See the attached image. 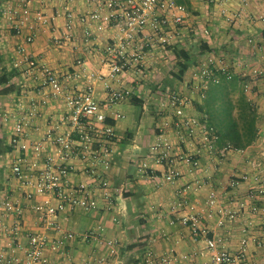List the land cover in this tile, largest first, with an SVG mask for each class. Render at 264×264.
I'll return each mask as SVG.
<instances>
[{
  "label": "crops",
  "instance_id": "crops-1",
  "mask_svg": "<svg viewBox=\"0 0 264 264\" xmlns=\"http://www.w3.org/2000/svg\"><path fill=\"white\" fill-rule=\"evenodd\" d=\"M190 1L193 11L188 10L185 24L180 28L186 39H179L165 50L156 51L161 53V60L146 71L144 82L139 85L132 82L131 72L121 77L122 82L135 87V93L117 105L116 109L123 113V106L136 105L131 100L136 96L142 102V113L137 129L120 122L124 118L114 120L118 139L114 146L109 178L117 191L112 201L101 198L95 210L75 209L59 213L51 218L55 225H47L33 206L43 203L49 196L37 194L35 187L24 185L15 176L12 164L19 152L12 149L0 154V241L4 239L2 228L19 220L22 233L18 240L23 247L27 245L30 234L39 233L47 238V264H93L96 258L104 255L107 256V264H144L148 249L158 252L172 250L178 258V264H212V251L208 248L207 237L194 239L190 228L182 223V218L191 213V205L199 211L202 223L211 229L209 237L220 234L224 238V246L235 255L240 254V241L244 237L253 235L264 240V198L260 202L261 212L252 215L246 210L233 220L226 219L221 226L218 225L217 208H211L212 217L208 216L207 211L211 193L216 194L218 204L238 209L239 201L246 199L248 189L255 185L252 179L242 180L240 176L256 174L249 165V157L258 155L264 149L262 85L256 86L255 91L249 95L262 115L258 121L259 135L252 145L244 150L228 149L224 155L219 152L205 155L202 158L203 169L194 174L180 164L183 175L174 183L162 179L165 171L162 164H153L151 174H142L138 168L139 163L148 157L149 146L162 132L158 126L166 116L161 111L160 100L155 101L154 96L156 92L165 89L166 79L161 78L164 67L173 65L175 68L172 73L179 70L176 48L181 49L185 45L183 48L189 51L192 47L189 43L192 42L195 43L196 51L194 54L189 51L193 63L182 79L175 77L178 80L177 85H171L174 88L192 75L198 62L208 55H224L230 70L238 75L242 70L251 73L255 68H264V0ZM24 3L19 0H0V77L13 72L9 81L0 83V138L3 144L9 145L14 123L4 118L6 112H16L21 106L26 109L33 100L39 102L37 115L29 128L33 138H39L47 131L53 114L63 116L67 112L63 98L50 97L46 104L41 103L50 88L42 84L43 75L39 71L30 70L26 64L16 66L21 57L19 48L25 47L39 65L52 68L64 82L71 85L73 81L68 80V75L77 67L78 60L82 61V67L107 73V48L116 44L115 19L118 16L104 30H99L96 22L91 19V14L99 4L97 0L34 1L30 5V20L17 32L16 19L20 18ZM10 8L19 14H10ZM38 12L44 14L46 20H37L34 16ZM69 12L73 13L70 39L66 36L71 33L67 26L70 21L67 15ZM206 28L210 29V35L204 33ZM29 36L32 37L31 41H27ZM180 42L183 45L178 44ZM203 43L208 44L211 50L201 52ZM105 81H98L95 86L101 100L108 91ZM107 82L112 87L120 83L110 79ZM7 88L10 91L5 93ZM187 112L198 115L195 105L190 106ZM143 113H146L152 125L141 132ZM68 127L70 125H66L65 129ZM71 163L75 165L72 180L75 183H91L83 162L75 158ZM236 177L240 183L233 189L229 182ZM197 180H200V184ZM6 193L24 207L25 212L21 218L4 210L2 202ZM29 193L32 194L31 198L28 197ZM100 225L104 227L105 238L118 240L115 254H109L105 243L93 244L84 238L86 232ZM65 230L72 231L74 237L66 240L61 248H53ZM16 254L22 256V249L17 250ZM233 264H264V246L251 244L245 255Z\"/></svg>",
  "mask_w": 264,
  "mask_h": 264
},
{
  "label": "built area",
  "instance_id": "built-area-1",
  "mask_svg": "<svg viewBox=\"0 0 264 264\" xmlns=\"http://www.w3.org/2000/svg\"><path fill=\"white\" fill-rule=\"evenodd\" d=\"M24 4L20 11V18L16 19V29L20 32L31 17L30 5L34 1L47 0H19ZM97 9L91 14L99 30H104L114 17L117 28L116 44L108 46V71L100 72L82 67V61H77V67L68 75L71 85L64 82L50 67L39 65L25 47L19 48L21 57L16 66L26 64L30 70H37L43 75L42 84L50 88L42 104H46L50 97L63 98L67 112L63 116L53 114L49 119L47 131L39 138H33L29 128L37 115L39 102L32 101L31 106H21L16 112H6L4 118L13 120L11 145L18 153L12 164L15 176L26 186L35 187L37 194L48 195L43 203H37L33 208L40 212L41 218L49 226L55 223L51 219L59 213L69 210L83 209L95 210L99 207L100 199L111 202L117 189L112 185L109 172L112 168L114 146L117 142L116 125L108 120H120L125 116L116 106L135 93V87L122 82L121 77L128 72L133 76L132 82H144L145 74L154 64L161 60L158 50H165L169 45L182 39L180 28L185 24L187 9L175 0H97ZM9 13L19 14L10 8ZM67 24L71 31L73 28V13ZM44 21L45 16L38 12L34 16ZM149 30L146 32V30ZM210 35V29L204 30ZM69 39L71 33L66 35ZM28 37L27 41H31ZM192 75L184 78L183 86L192 93L204 96L205 90L211 82H218L219 73L232 77V72L224 55H208L201 59ZM28 69V70H29ZM245 78L242 89L253 93L255 87L262 85L264 93V68H255L249 73L247 70L239 72ZM120 82L111 86L107 81ZM76 80V81H75ZM77 80H81L78 82ZM106 80V81H105ZM105 81L108 91L101 100L95 91L96 82ZM168 88L160 99L161 111L165 114L164 120L158 128L162 131L158 138L149 146V154L139 163L142 174L153 171V164H162L165 171L162 179L174 183L183 175L180 164L185 165L189 173L194 174L203 169L202 158L213 152L224 155L229 148H218L217 136L207 123L197 116L188 114L187 109L192 106V98L183 90ZM261 89V88H260ZM111 114V115H109ZM112 118V119H110ZM66 125H70L65 129ZM173 130V132H172ZM75 135V136H74ZM83 162L90 182H74L72 174L75 165L72 159ZM249 165L255 170L253 176L243 174L242 180L252 179V185L246 199L240 200L238 209L227 208L218 204L215 193H211L208 201V216L212 217L211 208H217L219 215L218 225L225 224V220H233L239 213L246 212L255 215L262 210L261 201L264 198V149L258 155L249 157ZM36 172L33 175V172ZM200 184V180L196 181ZM240 179L233 178L229 186L235 189ZM189 186H187L188 188ZM186 191V188L185 190ZM29 193L28 197L31 198ZM4 210L21 218L24 207L15 202L10 194L6 193L2 202ZM190 214L182 218V223L190 228L194 239L207 237L208 248L212 251V264H233L235 260L243 257L248 247L252 245L264 246V240L258 236L244 237L240 241L241 252L235 255L223 244L220 234H212L211 229L201 221L199 211L194 205L190 206ZM15 220L10 226L2 228L4 239L0 241V264H47L46 255L48 240L43 234L29 235L25 247L20 243L21 223ZM264 227V222L262 223ZM63 237L58 239L53 248H61L65 241L72 239L74 233L63 231ZM84 238L94 242H103L109 248V254L118 250V240L104 237V227L86 232ZM22 249L23 255L16 251ZM107 256L96 258L93 264H107ZM89 262V261H88ZM144 264H178L174 251L158 252L148 249L145 253ZM90 263V262H89Z\"/></svg>",
  "mask_w": 264,
  "mask_h": 264
},
{
  "label": "trees",
  "instance_id": "trees-1",
  "mask_svg": "<svg viewBox=\"0 0 264 264\" xmlns=\"http://www.w3.org/2000/svg\"><path fill=\"white\" fill-rule=\"evenodd\" d=\"M175 2L185 6L187 11H193L190 0H175ZM210 50L208 44H201V52ZM176 54L179 70L174 74L182 79L186 70L193 63L192 54L184 48H176ZM231 72V78L219 73V81L211 82L205 90L204 96L198 94V100L193 103L199 118H202L217 136L216 145L218 148L244 150L258 138V121L261 113L256 102L242 89V82L245 78L240 77L233 70ZM11 76H13V72L5 73L0 77V83L9 81ZM8 91L10 88H7L5 93ZM131 100L136 105H142L141 100L136 96H133ZM110 122L114 123L113 120ZM3 142L0 138V154L12 151V145L3 144Z\"/></svg>",
  "mask_w": 264,
  "mask_h": 264
},
{
  "label": "rangeland",
  "instance_id": "rangeland-1",
  "mask_svg": "<svg viewBox=\"0 0 264 264\" xmlns=\"http://www.w3.org/2000/svg\"><path fill=\"white\" fill-rule=\"evenodd\" d=\"M182 27V26H181ZM182 39H186V35H185V37H183L182 36ZM178 44H181V45H183V43L182 42H180V43H178ZM190 44V46H192L190 49H189V51H191V53H193L194 54V52L196 51L195 50V46H194V44L195 43H189ZM185 46V45H184ZM184 46H182V48L184 47ZM167 64V63H166ZM170 65H171V63H170ZM164 66H166V65H164ZM175 68V67H174ZM173 65H172V67L171 66H169V64H168V67H164V69L162 70L163 71V73H162V77L161 78H165L166 79V82H165V89L164 90H161L160 92H156V94H155V96H154V100L155 101H157V100H160L161 99V96L163 95V93L169 88V87H173L174 85H177V82H176V79L177 78H175L176 76H174L175 74L174 73H172V71H173ZM178 80V79H177ZM171 85H173V86H171ZM183 86V83L182 82H180L179 83V85L177 86V88L178 89H181V87ZM174 88V87H173ZM262 88V87H261ZM183 90H185L184 92L187 94V95H189L191 98H192V106H194L193 105V101H195V100H198V93H196V92H194V93H192L189 89H185V87L183 86V88H182ZM249 95H251V93H249ZM153 104H155V103H153ZM122 112L124 113V115H125V117H124V119L123 120H121L120 122H123V124H126V123H128V124H130V125H132V127L134 128V129H137V122H138V119H139V116L141 115V113H142V107L140 106V105H126V106H123L122 108ZM194 116H197V117H199L197 114L196 115H194ZM262 116V115H261ZM142 124H141V126L143 127L142 129L143 130H140L141 132H144L145 131V127H148V126H151L152 125V122H150V120H149V118L148 117H146V113H143V116H142ZM120 124H122V123H120ZM122 124V125H123Z\"/></svg>",
  "mask_w": 264,
  "mask_h": 264
}]
</instances>
